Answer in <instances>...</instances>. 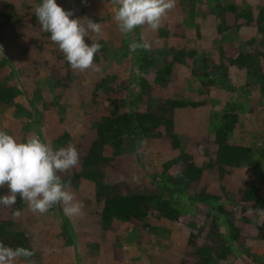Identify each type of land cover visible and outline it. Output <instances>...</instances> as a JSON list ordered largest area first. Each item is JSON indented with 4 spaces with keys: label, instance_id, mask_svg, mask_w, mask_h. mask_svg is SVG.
I'll list each match as a JSON object with an SVG mask.
<instances>
[{
    "label": "rangeland",
    "instance_id": "rangeland-1",
    "mask_svg": "<svg viewBox=\"0 0 264 264\" xmlns=\"http://www.w3.org/2000/svg\"><path fill=\"white\" fill-rule=\"evenodd\" d=\"M40 2L41 0H0V12L5 13L7 7L3 4L9 3L15 16L13 24L0 28V58L4 57L10 64L6 77H2L1 83L3 88L15 92L13 105L5 108L0 104V130L13 135L18 141H23L28 135H37L54 149H58V137L68 134L71 138L69 143L76 146L80 156L76 168L61 174L62 178L69 179L79 173L83 154L95 135L90 126L92 127V123L96 120L109 116L111 101L117 103L118 114L127 111V106L120 100L122 97L127 99L132 112L144 111L142 103L136 108L131 106L134 94L132 95L128 90L138 92V84L132 80L133 76L129 74L131 70L125 64H129L137 54L129 55L130 57H123V53L121 54L124 47L130 52L129 44L132 40L138 39L142 32L137 28L138 31L135 30L133 35L129 34L124 39L121 38V34H118L119 29L109 21L104 22L110 10L99 7L101 0H83V2L57 0L66 11H73L71 18L82 20L88 18L99 24L103 21L100 24L101 32L98 35L89 32L86 38L87 43H97V40H93V36L99 37L101 49L94 58V68L98 67L99 71L73 70L58 45L50 40V33L42 31L37 18L31 16L35 14L34 8ZM227 4L236 5L237 10L249 4L254 9V17L256 7L263 3L257 0H176L175 8L163 18L162 27L158 31L148 29L145 42L150 47L146 50L147 53L152 50L164 52L170 44L178 40L181 42L180 49L183 51L188 49L191 59H186L181 64H171L167 57L166 62L172 68L169 80L167 83H156L152 81V75L148 74L146 79L150 82L151 88L147 94L158 99H189L188 102L195 103L202 101L205 92L216 89L218 95L215 103L212 104L213 108H210L215 114L233 113L234 110L239 114L246 113L245 119L241 115L238 116L239 123L236 124V129L242 137L235 135L232 142L245 147L249 143L259 148L260 144H264V135L258 132L261 128L260 123L264 119V96L260 95L259 86L244 74L243 69L236 70L227 62L225 64L228 75L225 85L232 86L233 89L222 90L218 80L209 86H201V80L206 81L208 77L200 75L196 69L202 64L205 67L202 54L205 48L207 46L217 48L215 41L219 40V35L212 31L215 26L213 17L219 19V7ZM0 22H4L1 17ZM216 25H219V21H216ZM234 26L237 27L234 32L238 37L234 39L233 45L229 46L228 50L226 48V51L232 58L237 54H247L246 51H249V55L258 61L264 53L263 47L256 44L261 38L263 40L264 33L260 34L257 31L253 20L239 19ZM209 31L213 33H208ZM234 32L230 31L229 36H234ZM203 33H208L209 38L208 42L201 45L198 38ZM249 36L254 38L256 44L248 46L246 50L248 41L245 39ZM38 47L42 48L38 49ZM26 56H29V59H26ZM193 59L195 68L192 67ZM0 64L2 66V63ZM261 67L264 65L261 64ZM237 74L239 79L236 78ZM244 79L247 83H244ZM253 94L256 96V101ZM16 105L23 107L24 113H30L31 119L18 115ZM215 106H220L221 109H216ZM251 106L253 107L249 113ZM187 108L190 109V106ZM255 109H258L256 113ZM179 114L183 118L187 115L185 112ZM221 121L220 117H210L208 124L213 128ZM243 125L248 129V133L244 134L243 129L238 127ZM195 126L198 124L195 123ZM253 130L255 134L252 136ZM157 131L160 132V136L149 140L135 136L122 138L121 154L114 156L107 166L102 168L105 179L111 184H117L121 193L126 188L152 189L159 184V181L152 179L151 176L157 175L162 170V164L174 157L175 153L163 127L159 126ZM175 131L178 134L180 129L175 126ZM192 141H187L186 150L192 154L193 160L198 165L207 163L204 149ZM107 152L105 154L110 155L109 148ZM183 167L184 164L180 162L166 172L173 176ZM208 175L203 191L218 196L228 195L231 192L238 195V190L244 189L251 181L250 173L242 167L228 168V172L222 174V178L218 176L216 170H212ZM221 185L223 191L220 189ZM71 191L84 205L83 214L77 217L66 216L61 205L51 208L46 214H34L19 196L14 208L0 206V221L9 222L14 232L24 235L26 248L35 253L32 259L36 264H197L198 258L194 246L199 249L204 245L205 237L210 230L208 225L210 219L216 221L219 231L228 238L229 246L234 251H231L232 253L230 252L231 254L225 259L213 260L210 264H257L255 260L258 256L262 257L261 264H264V245L255 246L256 237L264 241V227L261 223L264 221V207L254 209L252 214L249 213L253 223L243 227V234L237 242H234L229 236L226 214L218 213L215 209L221 206L219 204L215 207L212 205L208 211L202 208L208 215L204 223L197 220L198 216H203L202 209L198 211L196 207L187 206L188 208L179 215L178 219L173 221L156 219L155 215L150 214L140 221L130 219L128 227L113 220L110 225L103 228L99 221L102 203L95 202L91 183L78 179L75 187H71ZM7 193L8 189L5 186L0 196ZM258 195L264 203V184L260 186ZM180 203L183 205L185 200L180 199ZM15 209L21 212L19 218L12 216ZM233 216L236 219L234 226L242 228L241 214L234 213ZM65 218L71 226L70 237L66 238L68 243L63 237L66 230L61 227ZM190 223H194V226ZM146 224L151 226V230L146 242L142 243L133 238V233L140 229L144 230ZM67 234L69 235V232H66ZM242 243L243 247L251 249L250 257L241 255ZM215 252L210 256L213 257ZM257 262L260 263L259 260ZM16 264H26V262L23 258H19Z\"/></svg>",
    "mask_w": 264,
    "mask_h": 264
},
{
    "label": "trees",
    "instance_id": "trees-1",
    "mask_svg": "<svg viewBox=\"0 0 264 264\" xmlns=\"http://www.w3.org/2000/svg\"><path fill=\"white\" fill-rule=\"evenodd\" d=\"M257 1H261L263 4L256 7V14L254 17V9H252L249 4L244 5L242 9L238 10L236 8L237 6L234 4H227L219 7L220 11L218 15L220 17L219 19L213 17L215 26L212 30L219 35V40L217 42L215 41L217 48L213 49L207 46L202 52L205 67L202 64L196 68L197 71L200 72V75L208 77L206 81L201 80V86H209L218 80L219 83H221L220 86L222 90L233 89L232 86L225 85L228 75L225 64V62H227L234 66L236 70L243 69L244 74L252 78L253 83L259 86L260 95L264 96V67H261V64L264 65V55H261L262 57L258 59V61H255L252 56L249 55V51H246L247 54H237L233 58L229 52L226 51V48L228 50L229 46L231 47L233 45L234 39L238 37L237 34H235L237 27L234 25L239 19L244 21L253 20L257 31L260 34L264 33V0ZM3 5H5L7 9L3 14L0 12V17L2 21H4L0 22V28H4L5 25L10 26V24H13L15 21L12 6L9 3H4ZM99 7L110 10L104 22L109 21L118 29L117 24L113 20V9L115 6L111 3V0H101ZM103 14L105 15V12H103ZM31 16L34 18L35 14ZM216 21H219V25H216ZM102 23L103 21H101L100 24ZM138 29L139 32H142V35L138 37V39H142L145 42L149 32L147 26ZM138 29L136 30L138 31ZM212 31L208 33H213ZM230 31H235L233 34L234 36H229ZM208 33H203L199 36L198 42L201 45L208 42ZM118 34L120 35L121 33ZM120 37L123 39L125 38L123 35H120ZM93 38V40H97V43H99V37L93 36ZM245 40L248 41L246 50H248V46L256 44V41L251 36ZM257 42L256 45L262 46L264 53V37L263 40L261 38ZM180 43L181 42L178 40L174 41L164 52L152 50L147 53L146 50H138L139 53L135 52L137 56H135L129 64L125 63L131 70L129 74L133 76V78L131 77L132 80L136 81L138 84L137 93H135L136 90L133 91L132 89H128L132 95L134 94V99L130 104L133 108H136L142 103L144 105V111L132 112L131 108H129L127 99L121 96L122 98H120V100H122L121 102L123 105L127 106V111L118 114L116 107L117 103L111 101L110 109L108 110L109 116L96 120L92 123L93 126H90V129L94 131L95 135L92 140L89 141V145L83 154L79 173L73 175L69 179L67 177L62 179L65 182L70 181L71 187H75L78 179L91 183L95 202L102 203L99 212V221L103 228L110 225L113 220L125 226L127 225L128 227L130 219L140 221L150 214L155 215L156 219L162 218L167 221H173L178 219L179 215L188 208L187 206L196 207L198 211L202 208L208 211L212 205L215 207L219 204L221 206L215 209L218 210V213L226 214V225L228 227L229 236L234 242H237L243 234V227L248 223H253L249 213L252 214L254 209L264 207L263 200L260 198V195H258L260 186L264 184V144H260V147L257 148L249 143L245 147L232 142V137L237 134L235 129L239 114L236 110H234L233 113L226 112L215 114V112L210 109L212 104L215 103V98H217L218 95L216 89L205 92L202 101L195 103L188 102L189 99H158L154 96H148L147 92L150 91L151 88L150 82L146 79L148 74L152 75L153 82L167 83L172 69L171 65H168V62H171V64H181L186 59H191L188 49L185 51L180 49ZM42 47H38V49ZM122 53L123 57L135 55V53L126 50L125 47L121 50V54ZM167 57H169L168 62H166ZM26 59H29V56H26ZM7 62L8 60H5L4 57L0 58V63H2V66L0 64V104L5 108L14 104L13 96L15 95L13 90L3 88L1 83L2 77H6V71L10 67V64ZM194 63L195 61L193 59L192 64ZM207 66L208 70L206 69ZM192 67L195 68V64ZM244 83H247L245 79ZM219 90L221 91V88H219ZM189 106L190 109L187 108ZM16 107L18 115L31 119V114L24 113L23 107L18 105H16ZM214 108L221 109L220 106H215ZM189 110H191V114ZM184 112L185 115H187L184 118L180 117L179 113ZM209 113L212 118L215 116L221 118V123L216 127L212 128L211 124H208L210 119ZM195 123H197L198 126H195ZM159 126L163 127L165 135L175 153L174 157L162 164V170L157 175L151 176L152 179L158 180L159 184L154 188L152 187V189L126 188L125 191L121 193L117 188V184H111L105 179L102 168L107 166L114 156L121 154V149L123 148L121 144L122 138L134 136L139 138L144 137L148 140L153 137L156 138L160 136V132L157 131ZM175 126L180 129L178 134L175 131ZM261 128H264V119ZM262 130L264 131V129ZM236 136L239 137L238 134ZM70 139L68 134L59 136L57 139V148L67 145L71 141ZM187 141H192L194 144L204 149L208 161L207 163H200L198 165L193 160L192 154L186 150ZM108 148L111 151L110 155L105 154ZM180 162L184 164L182 170L173 176L167 174L166 171H168V169ZM241 167L245 168L250 173L251 181L244 189L238 190V195L231 192L228 195L223 193L224 195L218 196L203 191L205 189L204 184L207 180L206 177L212 170H216L218 176L222 178V174L227 173L228 168ZM220 189L222 191L224 190L222 185ZM1 191L2 188H0V193ZM180 199L185 200L183 205H181ZM202 212L203 216L197 217L200 223H204L208 217L206 211L202 209ZM234 213L241 214L240 220L242 221V228L234 226V222L236 221L235 216H233ZM261 223L264 227V221ZM190 224L194 226V223ZM208 225L210 226V230L205 237L204 245L199 249L197 246H194V251L198 258L197 264H210L213 260L225 259V257L230 255L232 253L231 251H233L229 246L228 238L225 237L223 232L219 231L216 221L210 219ZM61 227L66 230L63 233L64 239L68 236L70 237L71 226L66 218L63 220V223H61ZM127 227L126 231H128ZM144 228V230L140 229L133 233V238L142 243L146 242L151 226L146 224ZM255 228L257 229V227ZM66 232H69V235H66ZM0 241H3L6 245L13 248L17 246L26 248L24 235L20 232H14L9 222L0 221ZM68 242V239H66V243ZM71 242L74 241L71 240ZM263 245V239L256 237L255 246L260 247ZM241 246V255L244 256L245 254L250 257L251 249L243 247V243ZM214 251H216L215 255L213 257L210 256ZM257 260H259L260 263H258ZM262 260V257L260 258V256H258L255 261L257 264H261Z\"/></svg>",
    "mask_w": 264,
    "mask_h": 264
},
{
    "label": "clouds",
    "instance_id": "clouds-1",
    "mask_svg": "<svg viewBox=\"0 0 264 264\" xmlns=\"http://www.w3.org/2000/svg\"><path fill=\"white\" fill-rule=\"evenodd\" d=\"M111 3L115 6L113 20L125 37L144 26L158 31L163 18L176 6V0H111ZM34 13L42 31L50 33V40L58 45L73 70L99 71L98 67L94 68V58L101 45L86 42L89 32H101L99 23L88 18H71L73 11H66L57 0H41ZM149 47L142 39H134L129 44L133 53L149 50ZM79 162V152L71 143L54 149L37 135H28L18 141L0 130V188L6 186L8 189L6 195L0 196V206L14 208L19 196L34 214L43 215L61 205L68 217L82 215L83 202L75 198L70 181L65 182L61 176L76 168ZM12 216L19 218L20 210L15 209ZM34 255V251L28 248H13L0 241V264H16L19 258H23L26 264H36L32 259Z\"/></svg>",
    "mask_w": 264,
    "mask_h": 264
},
{
    "label": "crops",
    "instance_id": "crops-1",
    "mask_svg": "<svg viewBox=\"0 0 264 264\" xmlns=\"http://www.w3.org/2000/svg\"><path fill=\"white\" fill-rule=\"evenodd\" d=\"M236 78L237 79H239V74H237V76H236ZM239 81V80H238ZM238 84H240V83H238ZM253 96H254V99H255V101H256V96H255V94H253ZM252 107L253 106H251L250 107V111H249V113H251V110H252ZM259 107H261V105H259ZM259 109H263V108H259ZM185 110V109H184ZM258 109H255L254 110V112L256 113V111H257ZM191 110H189V112H190ZM191 113V112H190ZM249 113H247V114H249ZM255 113L253 114V115H255ZM239 114V113H238ZM240 115L241 116H243V118L245 119L246 117H245V115H246V113L245 112H243V113H240L238 116L240 117ZM248 116V115H247ZM262 121H263V119H262ZM237 123H239V120L237 119ZM261 125H262V123H260ZM250 125H248V127H249ZM240 129H243V133L245 134V133H248L247 131H248V129L243 125V126H238ZM262 129H264V128H260L259 130H258V132L261 134V135H264V131L262 130ZM236 132H237V134L240 136V137H242V135H240L239 133H238V130L236 129ZM236 134V135H237ZM253 134H255V130H253L252 131V136H253ZM234 137V136H233ZM232 137V138H233ZM239 137V138H240ZM248 144V143H247ZM240 145V144H239Z\"/></svg>",
    "mask_w": 264,
    "mask_h": 264
}]
</instances>
